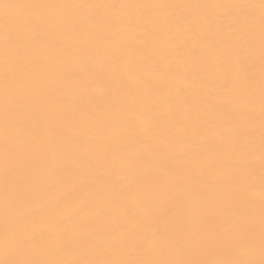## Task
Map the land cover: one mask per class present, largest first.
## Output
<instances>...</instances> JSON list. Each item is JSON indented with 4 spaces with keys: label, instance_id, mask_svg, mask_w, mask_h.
<instances>
[{
    "label": "snow or ice",
    "instance_id": "obj_1",
    "mask_svg": "<svg viewBox=\"0 0 264 264\" xmlns=\"http://www.w3.org/2000/svg\"><path fill=\"white\" fill-rule=\"evenodd\" d=\"M0 264H264V0H0Z\"/></svg>",
    "mask_w": 264,
    "mask_h": 264
}]
</instances>
